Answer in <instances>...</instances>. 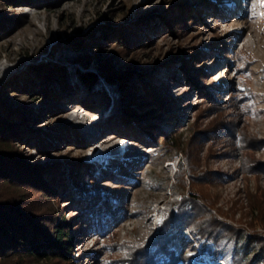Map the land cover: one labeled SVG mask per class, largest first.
<instances>
[{
  "label": "rangeland",
  "instance_id": "374dc122",
  "mask_svg": "<svg viewBox=\"0 0 264 264\" xmlns=\"http://www.w3.org/2000/svg\"><path fill=\"white\" fill-rule=\"evenodd\" d=\"M262 12L257 0H0V19L14 22L0 27V100L17 111L16 121L23 118L12 148L51 168L104 154V163L89 162L81 188L67 174L57 178L54 193L0 178V195L20 198L39 218L56 211L71 220L77 257L9 254L0 255V264H120L125 242L146 243L189 195L243 228L240 242L264 233V218H253L247 198L264 191V167L257 164L264 162ZM101 25L110 30L103 34ZM92 28L98 42L88 35L75 42ZM97 51L110 55L114 69L129 71L126 82L107 79ZM40 64L46 68L36 70ZM158 98L166 110L160 112ZM222 121L231 123V133L212 132ZM119 139L126 140L122 154ZM98 193L124 216L114 223L104 206L87 201ZM179 240L189 257L177 264H203L224 247L232 254L237 243L232 237L210 248L208 238L187 230ZM249 243L248 259L258 247ZM225 264H234L232 256Z\"/></svg>",
  "mask_w": 264,
  "mask_h": 264
},
{
  "label": "trees",
  "instance_id": "16d2710c",
  "mask_svg": "<svg viewBox=\"0 0 264 264\" xmlns=\"http://www.w3.org/2000/svg\"><path fill=\"white\" fill-rule=\"evenodd\" d=\"M4 3L8 2L4 1ZM12 24H14L12 20L0 19L1 29H8ZM96 28H99L103 34L110 30L104 25ZM94 32V28H92L86 34L77 33L76 36H73V39L77 43L83 42L84 37L88 35L92 38V42H98L96 38L93 39ZM116 50L111 52L115 53ZM100 53V51H97L96 56L99 67L107 79L109 78L108 80L113 82L112 78L116 77L121 82H126L130 76L129 71L114 69L110 55L103 59L100 57ZM34 68L39 70L46 67L45 64H40ZM53 73L54 71L49 68V72L45 77L53 78L55 76ZM80 75L82 79H91V76H86L83 73ZM41 91L45 94L49 93L44 88H41ZM209 98L214 102L213 97L210 96ZM158 102L163 106L161 98H158ZM2 106L3 102L0 100V145H2L0 146V178L24 179L33 184H39L50 193H54L57 178L63 180L67 174L75 181L76 187L81 188L84 185V177L90 174V163L82 161L80 158L71 159L66 165L58 163L52 168L29 163L25 157L12 148V142L20 138L22 133L23 118L18 115L19 121H16L14 115L17 114V111L6 107L3 109ZM162 110H166L165 106L160 109V112ZM230 125L231 123L222 121L221 127L212 129V132L225 129L231 133ZM169 141L172 146H178V141L176 143L172 139H169ZM47 144L42 143L40 147H43L45 151L51 150ZM257 164L261 165L260 168L264 167V162L258 161ZM252 172L258 173L260 171ZM177 175L180 177V181L185 182L181 169L177 172ZM204 178H206V174L202 172V179ZM263 194L264 191H261L260 194L247 193L248 207L255 209L257 212V215L253 218H258L260 221L264 218ZM20 200V198L14 196L0 195V255L20 256L25 254L37 258L52 255L67 261L76 259L77 257L73 255V248L76 245L71 220L64 215L58 217L55 214L56 211L47 212L39 218V214L32 213ZM87 201H91V204L98 209L102 208L101 205L104 206V213L113 216L114 223L124 216V210L109 204L101 193L96 196L93 195ZM242 229L218 219L208 208L203 198L190 195L187 197L181 196L178 203L167 213L165 219L158 226L156 234L146 243L125 242L126 253L120 260V264H177L179 260L187 259L189 255L182 253L179 246V238L185 230L196 237L208 238L211 242L210 248L220 247L224 240L235 237L237 243L232 253L234 264H263L264 233H251L249 240L240 242ZM251 240L258 247L254 256L248 259L246 254L251 248L249 246Z\"/></svg>",
  "mask_w": 264,
  "mask_h": 264
},
{
  "label": "bare ground",
  "instance_id": "6f19581e",
  "mask_svg": "<svg viewBox=\"0 0 264 264\" xmlns=\"http://www.w3.org/2000/svg\"><path fill=\"white\" fill-rule=\"evenodd\" d=\"M1 67V66H0ZM123 146V145H122ZM124 149V148H123ZM125 151V150H124ZM123 151V152H124ZM122 152V153H123ZM122 153H119V154H122ZM92 156V155H91ZM95 157H98L97 159L100 161H102L104 159V154L102 152H99L98 154L95 155ZM95 161V160H93ZM93 161H89V162H93ZM97 161V160H96ZM103 162V161H102ZM104 163V162H103ZM106 164V163H105ZM230 248L228 247H224L223 249L217 251L214 255V257H209V258H204L201 259L202 263L203 264H206L207 262H209V264H225L228 256L230 255ZM213 258V259H212Z\"/></svg>",
  "mask_w": 264,
  "mask_h": 264
},
{
  "label": "snow or ice",
  "instance_id": "6c2138e0",
  "mask_svg": "<svg viewBox=\"0 0 264 264\" xmlns=\"http://www.w3.org/2000/svg\"><path fill=\"white\" fill-rule=\"evenodd\" d=\"M257 6L264 8V0H257ZM260 15L264 16V12L260 13Z\"/></svg>",
  "mask_w": 264,
  "mask_h": 264
}]
</instances>
